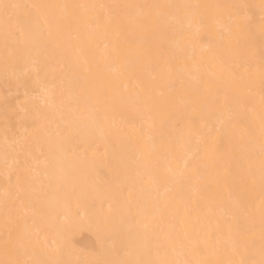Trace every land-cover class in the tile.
I'll return each instance as SVG.
<instances>
[{
    "label": "bare ground",
    "instance_id": "bare-ground-1",
    "mask_svg": "<svg viewBox=\"0 0 264 264\" xmlns=\"http://www.w3.org/2000/svg\"><path fill=\"white\" fill-rule=\"evenodd\" d=\"M48 2L258 4L259 0ZM86 15L87 23L74 30L70 40L65 38L60 47L42 50L30 60L46 62L48 77L57 84L62 74L66 81L73 75L86 77L100 94L94 100L102 101L95 120L70 117V109L76 106L73 101L66 102L62 110L46 111L37 124L25 111L34 93L0 78V224L8 189L12 195L19 191L23 226L38 247L46 250V259L72 264L115 259L118 257L108 256V251L115 253L134 237L137 244L175 246L183 254L172 255V259L195 256L214 262L216 248L223 249L228 236L229 187L225 178L237 176V161L243 153L214 118H210L211 137L206 136V130H199L206 143L201 145L199 158L187 168L183 158H189L188 150L174 139L181 134L191 138L190 132L198 130L191 128V122L204 113L177 107L194 90L207 99L205 112L222 108L225 97L216 89L224 86L227 77L220 63L226 55L217 56V49L199 35L188 38L194 50L191 58L173 55L171 37L154 43L150 35L137 31L117 35L103 10ZM149 47L153 56L171 63L173 72L186 69L183 84L176 80L165 85L170 79L167 71L143 66L137 56ZM260 50L257 31L252 46L257 63ZM233 94L235 90H229V95ZM56 96L59 105L67 93L61 96L57 88ZM260 111L257 81L249 121L258 122ZM181 116L182 130L176 124ZM157 206L164 207V223L173 226L172 236L160 233L162 217Z\"/></svg>",
    "mask_w": 264,
    "mask_h": 264
},
{
    "label": "snow or ice",
    "instance_id": "snow-or-ice-1",
    "mask_svg": "<svg viewBox=\"0 0 264 264\" xmlns=\"http://www.w3.org/2000/svg\"><path fill=\"white\" fill-rule=\"evenodd\" d=\"M103 10L107 22L114 27L117 35L122 31H137L148 34L153 42L171 37L173 55L190 58L194 50L189 43L191 35H199L207 40L210 47L217 49V56L226 55L221 61L227 77L223 87L216 89L222 93L225 103L217 112H205L208 104L203 95L196 90L188 99L177 105L178 109L191 113L199 109L204 115L191 122V138L183 134L176 136L174 142L187 148L188 157L183 158L187 168L199 158L201 145L206 143L199 130H206L211 137L214 129L210 118L223 127L230 141L240 145L243 158L237 161L238 173L228 180L227 193L228 236L223 249L217 247L218 258L214 262L195 256L185 259H172L181 255L175 246L168 244H137L133 237L120 249L108 251V256L118 258L88 261L85 264H264V0L258 4L248 3H57L48 0H33L21 3L18 0H0V78L15 81L32 92V103L25 109L34 117L37 124L45 118L46 111L63 109L64 104L75 101L76 106L69 111L75 120H95L99 115L94 100L100 94L86 77L73 75L65 80L60 75L59 83L48 77V64L35 58L42 50L55 49L64 39L88 21L87 13ZM258 16V22H257ZM204 31H201V30ZM261 37L260 58L257 63L252 52L255 37ZM247 49V51H246ZM251 53V54H250ZM143 66L158 71H167L170 79L165 85L176 80L181 84L186 77V69L177 68L173 72L171 63L162 57L153 56L152 48L138 54ZM203 64V61H200ZM195 67V63H194ZM257 81L261 111L258 122L249 121V111L256 96ZM60 95L67 93L66 100L57 104L56 89ZM229 90L235 94L229 95ZM241 90L243 94H241ZM82 112L76 116L75 113ZM69 125L73 119H69ZM179 129L184 128V118L177 119ZM220 130V127L215 129ZM4 216L0 224V264H72L71 261L44 258L47 252L40 248L31 234L23 226L24 216L20 214L22 200L19 191L12 195L4 192ZM161 213L160 233L174 234L173 226L164 223L165 209L157 206ZM186 255V254H184ZM81 264V262H76Z\"/></svg>",
    "mask_w": 264,
    "mask_h": 264
}]
</instances>
